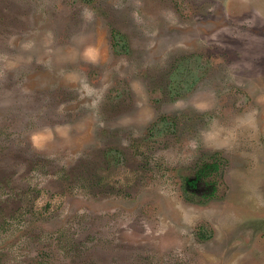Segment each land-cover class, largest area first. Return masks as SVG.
<instances>
[{"label":"rangeland","instance_id":"obj_1","mask_svg":"<svg viewBox=\"0 0 264 264\" xmlns=\"http://www.w3.org/2000/svg\"><path fill=\"white\" fill-rule=\"evenodd\" d=\"M0 264H264V0H0Z\"/></svg>","mask_w":264,"mask_h":264}]
</instances>
